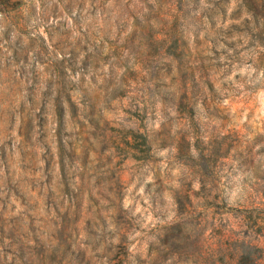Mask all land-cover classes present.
Instances as JSON below:
<instances>
[{"label":"clouds","instance_id":"obj_1","mask_svg":"<svg viewBox=\"0 0 264 264\" xmlns=\"http://www.w3.org/2000/svg\"><path fill=\"white\" fill-rule=\"evenodd\" d=\"M0 264H264V0H0Z\"/></svg>","mask_w":264,"mask_h":264}]
</instances>
